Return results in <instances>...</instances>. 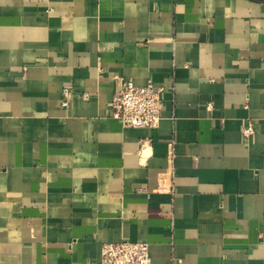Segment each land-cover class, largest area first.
I'll return each instance as SVG.
<instances>
[{"label":"crops","instance_id":"obj_1","mask_svg":"<svg viewBox=\"0 0 264 264\" xmlns=\"http://www.w3.org/2000/svg\"><path fill=\"white\" fill-rule=\"evenodd\" d=\"M116 75L166 88L159 127L113 115ZM121 240L264 264V0H0V264Z\"/></svg>","mask_w":264,"mask_h":264},{"label":"built area","instance_id":"obj_2","mask_svg":"<svg viewBox=\"0 0 264 264\" xmlns=\"http://www.w3.org/2000/svg\"><path fill=\"white\" fill-rule=\"evenodd\" d=\"M115 87L111 106L113 115L126 127L157 128L162 119L165 87L152 80L146 85H136L131 78L114 77ZM74 92L71 87L62 89V105L68 107ZM88 97V93H83ZM254 133L252 124L247 125L243 134L246 140ZM151 252L146 241L121 240L105 242L99 264H150Z\"/></svg>","mask_w":264,"mask_h":264}]
</instances>
